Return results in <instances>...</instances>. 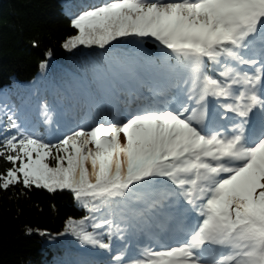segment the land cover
Listing matches in <instances>:
<instances>
[{"label":"snow or ice","instance_id":"6c2138e0","mask_svg":"<svg viewBox=\"0 0 264 264\" xmlns=\"http://www.w3.org/2000/svg\"><path fill=\"white\" fill-rule=\"evenodd\" d=\"M71 24L82 59L50 72L48 48L0 88V191L84 213L27 234L68 238L57 264H264V0H100Z\"/></svg>","mask_w":264,"mask_h":264},{"label":"trees","instance_id":"16d2710c","mask_svg":"<svg viewBox=\"0 0 264 264\" xmlns=\"http://www.w3.org/2000/svg\"><path fill=\"white\" fill-rule=\"evenodd\" d=\"M100 0H0V88L36 77L41 53L53 50L50 72L71 67L83 58L80 50L69 53L61 45L76 34L72 18ZM39 40V48L32 41ZM85 52L88 50L85 49ZM10 165L0 159V172ZM13 188L0 191V264H57L68 238L52 240L27 229L46 230L55 236L69 218L84 213L67 193ZM55 205V208H53Z\"/></svg>","mask_w":264,"mask_h":264}]
</instances>
